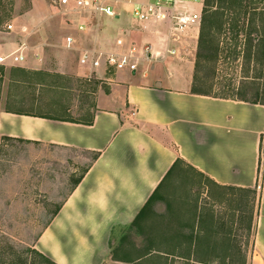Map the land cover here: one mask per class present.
I'll return each mask as SVG.
<instances>
[{"label": "crops", "instance_id": "0c3cea01", "mask_svg": "<svg viewBox=\"0 0 264 264\" xmlns=\"http://www.w3.org/2000/svg\"><path fill=\"white\" fill-rule=\"evenodd\" d=\"M196 3L189 9L202 14L204 0L199 9ZM117 12L112 19L117 29L115 40L103 41L101 21L97 32L86 35H76L75 26L71 31L74 34L65 37L62 49L67 56L75 57L76 67L65 62L58 66L87 81L90 71L80 66L88 71L87 76L81 74L78 52L65 48L68 36L74 37L80 48L95 46L104 51L113 50L118 38L123 39L124 49L147 42L166 47L169 30L164 23L150 21L139 28L134 26L128 6L118 7ZM199 35L200 24L177 41L170 40L168 48L176 51L174 55L157 62H140L148 66L166 64L172 57L173 66L177 63L190 67L191 75L187 77L173 69L181 83L175 81L164 87L157 74L147 69L139 72L138 68L128 75L99 69L97 78L87 81L99 82L91 124H87L89 120L71 123L0 111V140L57 148L81 156L87 164L84 169L88 171L77 186L74 182L80 176L73 181L59 205L61 209L39 234L34 248L41 255L55 264H108L113 234L132 224L179 158L217 185L257 187L264 106L192 94L195 58L185 59L190 51L180 57V49L190 47L196 57ZM28 53L29 46L23 64L28 61ZM35 59L28 61V70H40ZM94 154L99 156L92 161ZM259 190L252 264H264V172Z\"/></svg>", "mask_w": 264, "mask_h": 264}, {"label": "rangeland", "instance_id": "374dc122", "mask_svg": "<svg viewBox=\"0 0 264 264\" xmlns=\"http://www.w3.org/2000/svg\"><path fill=\"white\" fill-rule=\"evenodd\" d=\"M201 2L202 0L197 1V9L200 8ZM193 4L190 3L187 6L191 7ZM183 5L185 4L178 3V6ZM243 5H246L243 9V13L244 11L248 13L246 16L239 15L236 7L235 11H229L225 18L227 26L220 36V59L216 64L213 88L210 90V82L204 83L202 91H211L216 96L230 95L238 87L244 75L242 53L246 48L249 15L251 17L254 8L258 9L257 13L264 14L261 12L264 11V0L254 4L245 2ZM75 17H78L77 23H75ZM80 20H89V17L82 18L80 15L65 13L62 9L48 4L46 0H0V56L12 54L25 43L29 46L28 61L37 58L35 61L40 66V70L32 71L27 68L28 61L21 65H11L10 61H7L6 66L0 65V111L80 121H88L91 118L95 95L85 86L84 77L58 66V63L65 62L70 67H76L75 57L67 56L62 46L65 37L73 33L71 32L74 31L73 27ZM99 20L103 41L115 40L117 29L114 21L105 17H100ZM8 25L13 26L12 31L7 29ZM164 25L168 30V24L164 23ZM23 27L29 31L33 30L34 34L31 36L22 34ZM74 33L79 35L77 30ZM130 36L134 35L130 34ZM138 36L141 37V35ZM80 42L84 43V40L81 39ZM181 49L180 57L185 51H190L192 53H186L185 59L191 61L195 58L196 62L192 48ZM169 59L166 64L148 66L139 63V72L147 69L150 74L155 76L157 74L164 87L173 85L175 81H181L176 79L177 74L173 72V69L181 70V76L191 75L189 66H177V63L173 66L172 57ZM78 67L82 71L79 64ZM254 68L255 66L250 68L252 78L260 69L256 67L257 71H255ZM118 72V74H129L128 70ZM82 73L88 75L87 70H83ZM101 105L112 107L106 102H102ZM86 165L85 159L81 156L72 155L57 148L28 146L0 140V242H2L1 239L9 240L16 249L30 255L29 251L35 249L34 245L39 234L51 220L67 190L73 185V181L81 176ZM176 180L177 183L174 185ZM260 192V190L257 191L255 213L259 210ZM158 196L161 197V201L155 205V212H151L150 216L141 222L142 232L137 233L134 229L129 234L126 233L128 234L125 242L126 253L135 260L139 259L136 260L138 263L193 264L179 259L178 256L182 254L184 246L177 247L176 250L169 252L168 256L163 253L165 258L157 256L156 253L160 250L165 251L163 248H172V245L179 241H184V238L180 236L172 239L174 232L180 233L181 230V232L190 233L192 230L197 233L200 232L201 227L206 232H208L207 228L215 231L217 218L225 219L235 228L236 215L233 211L236 207L237 195L211 185L196 173L185 171L180 175L175 174ZM181 197H183L182 200ZM167 209L168 211L170 209L171 213H168ZM206 209H208L207 215L213 214V217L211 219L207 217V221L204 220V223L199 224L200 222L195 218ZM125 232L126 230H123L114 234L115 247L120 245ZM255 233L256 230L254 235ZM254 238L255 236L249 244V264H252L254 254ZM178 239L179 241L176 242ZM221 239L212 237L204 239L202 236V240L199 241L200 249L206 262L210 263L208 259L216 257L211 252L213 247H219L220 254L222 243L225 250L221 257L230 256L231 250L227 247L231 243V238ZM184 243L187 244L186 240ZM148 248L152 249V256L143 257ZM36 260L38 258H35ZM108 264H116V262L110 260Z\"/></svg>", "mask_w": 264, "mask_h": 264}, {"label": "trees", "instance_id": "16d2710c", "mask_svg": "<svg viewBox=\"0 0 264 264\" xmlns=\"http://www.w3.org/2000/svg\"><path fill=\"white\" fill-rule=\"evenodd\" d=\"M263 0H204V7L202 11V18L200 22V35L198 39L197 51H196V62H195V75L193 80V88L192 94L195 95H203L221 99H228L234 100L239 102H244L251 105H263L264 106V14L257 13L258 9L254 8L253 14L251 17L249 15V24L248 29L246 30V48L242 53V59L244 64V75L241 81L238 83V87L232 92L230 95L225 96H216L211 91H202V85L208 82L211 83L210 90L213 88V82L215 79L216 73V64L219 62L220 59V36L223 31L226 29V21L225 18L229 11H235V8H238L239 15L248 14L243 9L246 8V3H261ZM264 12V11H261ZM238 28V27H237ZM215 65V66H214ZM251 66H255V71H257L256 67H260L257 71L258 74L255 77H250V68ZM85 82V86L90 88L93 93H96L99 87L98 81H93L92 83ZM198 86V87H197ZM95 108V105H93ZM24 114V113H19ZM28 116H35L29 115ZM43 118H49L48 116H42ZM64 122H71L77 123L80 120H73V119H55ZM93 120H89L87 124H91ZM3 141H8V139H3ZM98 154L93 155V160L95 161L98 158ZM88 171V169H84L83 174L74 182V187L79 184L83 175ZM196 173L198 176L205 178L202 174L197 173L191 166L187 165L183 160L180 158L175 162L172 169L167 174L165 181L159 186V188L155 191V193L151 196L145 207L140 211L138 216L129 225L126 229L125 234L122 236L119 246H114L115 239L114 234L111 239L110 243V250H111V260L114 262H120L123 264H145V263H138L132 257L128 256L126 253V240L128 238L129 232L136 229L137 233L142 232L141 222L145 221L147 217H149L151 212L154 211V207L158 201H161V197L158 196V193L164 189L171 178L174 177L175 174L179 173L183 174L184 172ZM264 172V141L261 144V157L259 161V170H258V182L257 187L255 189H242L236 187H225L220 186L213 183L208 178H205L206 181L213 184V186L218 188H223L234 192L237 195L236 207L234 208V213L236 215L235 228L227 223L223 218H217L216 229L215 231L206 230L204 231L201 227L200 232H193L191 230L190 233H172V239H177L179 236L184 238V241L176 240L175 245H172V248H163L165 251H158L156 253L157 256H162L165 258L163 253H166L168 256L169 252L176 250L179 246H184L182 248V254H179V259L184 260L185 262H192L193 264H249V244L251 239L253 240L254 232H255V202L257 197V191L260 188V183L263 178ZM177 176V175H176ZM180 177V176H179ZM177 180L174 182L176 185ZM179 191L178 189H176ZM163 199V198H162ZM183 197H181V200ZM180 200V199H179ZM166 201V199H165ZM167 204V202H166ZM170 208V205H168ZM61 206H58L55 213L52 215L51 220L48 224L52 221V219L57 215ZM168 213H171L170 209ZM167 213V214H168ZM208 214V209L203 210L202 213L197 215L196 220L200 222L199 224L204 223V220L207 221L208 218L211 219L213 214ZM208 217V218H207ZM235 217V216H234ZM214 219V218H213ZM233 220V218H232ZM195 221V220H194ZM47 224V225H48ZM234 228V229H233ZM179 232V231H178ZM211 232V233H209ZM128 233V234H126ZM209 235H206L208 234ZM202 236L204 239H227L231 238V243L227 247L228 250H231L230 256L225 257L222 256V252L225 250L224 244H221L220 254H219V247L211 249L213 257L210 260L211 262L208 263L205 261L202 250L200 249V242L202 240ZM224 237V238H223ZM221 239V240H222ZM224 239V240H225ZM187 242L185 244L184 242ZM0 242V264H55L50 261L48 258L41 255L35 249H31L30 255H27L22 251L16 249L14 245H12L9 240H2ZM182 243V245H181ZM170 246V245H169ZM193 250V252H191ZM152 249L148 248L146 254L143 257H151ZM201 251V252H200ZM30 256V257H28ZM203 256V257H202ZM35 258L38 260L35 261ZM38 261V262H37Z\"/></svg>", "mask_w": 264, "mask_h": 264}, {"label": "built area", "instance_id": "2783aa9c", "mask_svg": "<svg viewBox=\"0 0 264 264\" xmlns=\"http://www.w3.org/2000/svg\"><path fill=\"white\" fill-rule=\"evenodd\" d=\"M51 6L62 9L65 13L89 17V20H80L76 25V30L82 34H90L100 29L99 18L105 17L114 19L118 16L117 8L125 5L130 8L132 22L136 27H143L146 23L154 21L156 23L168 24L169 37L165 42V48H159L151 42L141 46H130L125 48L122 38H118L115 48L111 51H104L95 46L80 48L76 45V40L68 36L65 40L67 50L78 52V64L89 69L86 80L91 82L97 78L96 72L102 67L106 72H118L128 70L136 72L139 63L145 59L147 62H157L166 55H174L175 50L169 49L170 40L177 41L201 22L202 14L189 9L190 3L198 0H46ZM181 2L185 4L178 6ZM188 5V6H187ZM85 19V18H84ZM9 31L13 30L12 25H8ZM22 34L31 36L33 30L26 27L21 30ZM28 50L27 44L23 43L15 52L8 56H0V65L6 66L7 61L11 65H21L26 60L25 52Z\"/></svg>", "mask_w": 264, "mask_h": 264}, {"label": "bare ground", "instance_id": "6f19581e", "mask_svg": "<svg viewBox=\"0 0 264 264\" xmlns=\"http://www.w3.org/2000/svg\"><path fill=\"white\" fill-rule=\"evenodd\" d=\"M258 259H256V261H257Z\"/></svg>", "mask_w": 264, "mask_h": 264}]
</instances>
